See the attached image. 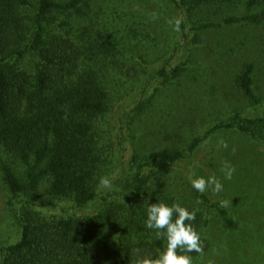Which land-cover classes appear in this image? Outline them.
Masks as SVG:
<instances>
[{
	"label": "trees",
	"instance_id": "1",
	"mask_svg": "<svg viewBox=\"0 0 264 264\" xmlns=\"http://www.w3.org/2000/svg\"><path fill=\"white\" fill-rule=\"evenodd\" d=\"M94 1L0 0V146L14 158L13 164L1 158V171L21 225L19 241L0 247L1 264H135L138 258H155L165 246L166 242L156 239L146 227L148 178L143 174L144 165L128 186L137 197L136 206L114 200L102 210L79 212L99 195L101 148L96 136L100 121L114 113L121 101L116 87L124 66L112 54L117 45L100 41V30L89 48L74 33L75 17L91 13ZM169 1L183 13L204 4H217L220 10L241 6L242 13L224 14L216 22L202 24L203 28L264 23V0ZM23 6L37 10L31 25L21 18ZM94 23H99L98 18ZM50 26L56 27L55 32L49 31ZM186 66L180 63L159 73L181 76ZM237 84L252 109L262 106L253 63L243 67ZM236 113L193 135L187 147L153 151L146 165L156 174L169 176L209 135L223 128H237L258 137V130L264 129V116ZM18 163L20 170L15 166ZM192 190L210 213L222 215L229 227L237 226L230 209L207 192ZM165 194L164 202H177L170 190ZM66 201L70 210L64 207L63 212H51ZM135 208L137 215L132 214ZM201 222V215L196 214L189 223L198 232ZM134 230L136 238L131 236Z\"/></svg>",
	"mask_w": 264,
	"mask_h": 264
},
{
	"label": "rangeland",
	"instance_id": "2",
	"mask_svg": "<svg viewBox=\"0 0 264 264\" xmlns=\"http://www.w3.org/2000/svg\"><path fill=\"white\" fill-rule=\"evenodd\" d=\"M240 7L220 10L213 3L183 13L169 0H95L91 13L72 18L74 33L83 46L89 48L100 36L103 44L117 45L112 54L124 63L116 87L121 101L114 113L100 121L96 136L101 148L99 175L108 177L112 188L98 185V198L79 212L102 210L114 200L136 206L137 197L128 186L144 165L143 174L148 178L146 205L159 199L171 206L163 199L170 190L176 203L183 201L189 211L201 215L198 233L205 242L204 256H192L193 264H264V129L258 130V137L237 128L217 130L166 177L146 165L153 151L187 147L193 135L218 121L229 120L236 112L264 116V23L202 27L224 14L241 12ZM19 10L23 21L31 25L37 10L30 6ZM153 13L157 14L154 20ZM175 17L183 19L180 32L167 23ZM97 18L99 23H94ZM48 29L55 32L56 27ZM125 47L129 49L124 51ZM249 62L255 66L256 85L263 100L258 109L249 106L237 84ZM180 63H187V71L181 76L159 73L165 67L171 71ZM221 139L227 142V148L218 146ZM1 158L14 162L0 146V247L19 241L21 236L11 203L13 194L3 180ZM224 161L235 168L231 180L221 172ZM15 166L21 169L19 163ZM190 171L193 178L214 175L221 181V193L214 194L210 189L207 193L219 202L228 201L226 207L237 226H227L222 215L210 213L203 202L196 203L188 180ZM157 184L159 189L155 190ZM46 185L42 184L41 193ZM65 203L51 212H63L64 207L70 210ZM132 214H138L136 208ZM149 233L155 235L154 230ZM131 236L136 238L138 233L134 230ZM1 257L0 252V264Z\"/></svg>",
	"mask_w": 264,
	"mask_h": 264
},
{
	"label": "clouds",
	"instance_id": "3",
	"mask_svg": "<svg viewBox=\"0 0 264 264\" xmlns=\"http://www.w3.org/2000/svg\"><path fill=\"white\" fill-rule=\"evenodd\" d=\"M156 18L157 14L153 13L152 19L154 20ZM182 22L183 19L180 17H175L167 21L175 32L181 31ZM218 146L227 148L228 145L226 141L221 139L218 142ZM221 172L225 179L231 180L235 168L227 161H224L222 162ZM193 177L194 173L189 175L188 179L192 187L201 194L206 193L209 189L214 194H219L223 191V184L214 175L208 179ZM99 186L103 189L111 190L112 182L108 177H101ZM201 202L199 199L196 201L197 204ZM220 203L222 206H227L228 201L221 200ZM146 215V227L154 230L156 239L164 240L166 243L158 256L155 258L148 256L138 258L135 264H193L192 256L182 253L195 252L201 258L204 256V246L200 234L189 223L195 220V211H189L179 203H173L169 206L165 203L158 202L152 204L147 203Z\"/></svg>",
	"mask_w": 264,
	"mask_h": 264
}]
</instances>
